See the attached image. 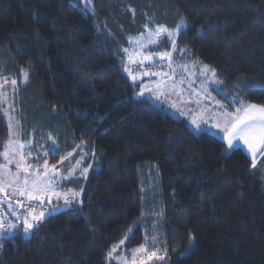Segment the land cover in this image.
<instances>
[{
  "label": "trees",
  "instance_id": "16d2710c",
  "mask_svg": "<svg viewBox=\"0 0 264 264\" xmlns=\"http://www.w3.org/2000/svg\"><path fill=\"white\" fill-rule=\"evenodd\" d=\"M91 2L0 0V70L28 74L23 123L56 132L59 155L78 143L90 153L86 178L70 184L82 202L31 236H3L0 264H112L116 244L134 249L157 232L165 256L147 264H264V151L253 168L242 147L226 151L141 96L121 51L149 20L184 21L178 47L213 67L223 90L264 106V0ZM9 135L0 103V158Z\"/></svg>",
  "mask_w": 264,
  "mask_h": 264
},
{
  "label": "rangeland",
  "instance_id": "374dc122",
  "mask_svg": "<svg viewBox=\"0 0 264 264\" xmlns=\"http://www.w3.org/2000/svg\"><path fill=\"white\" fill-rule=\"evenodd\" d=\"M77 2L83 10L92 9V2L87 6L85 0H77ZM158 28H165L169 32L176 29L149 20L143 26L141 33L129 35L128 45L121 49L125 59L123 71L131 81L141 84V96L164 107L174 117L185 119L194 132L208 131L225 140L224 133L216 127L217 123L223 124L225 111L235 113L236 109L241 107V102H247L222 89V81L213 67L191 55L186 47H178L177 38L181 31L174 37H167L163 33L156 37ZM173 40L175 47L172 46ZM205 67L211 71L205 72ZM213 71L215 76L212 75ZM27 81L28 74L24 70L20 78L5 73L3 69L0 70L1 109L10 128V135L0 158V187L4 188V191H0V196L5 197L7 211L10 213L13 209V199L20 195L19 189L25 179L29 187L34 180L50 179L51 183L48 187L51 191L38 193L41 199L37 202L47 204L49 207L47 212L43 211L45 217L67 207L65 197L72 200L71 204L82 202V191L71 187L70 184L86 178L89 171L86 161L90 153L87 144L78 143L72 151L59 155L61 144L56 132L44 130L37 124L29 126L23 123L19 100ZM215 90L223 94L227 101L217 97ZM238 146L248 151L247 146L242 142L238 143ZM5 152L7 156L4 155ZM259 152L256 153L255 158ZM57 154L59 157L53 158ZM45 160H47V168L44 165ZM45 171L48 172V177L43 176ZM15 176H19L20 180H14ZM73 193L78 194L75 199H72ZM153 215H156L155 212ZM25 216H28L27 212L10 217V224H14L16 219L18 224L21 223L22 217ZM28 218L31 221V217ZM153 226H155L154 222ZM33 229L34 227L28 232L23 229L24 235L31 236ZM14 232L13 229L7 234ZM158 233L149 237L147 243L142 245L147 249V253H137L135 257L134 250L141 246L126 250L124 243L116 244L109 254L110 262L147 264L155 259H163L165 249L158 240ZM3 236H0V239ZM153 252L156 255L149 259Z\"/></svg>",
  "mask_w": 264,
  "mask_h": 264
},
{
  "label": "snow or ice",
  "instance_id": "6c2138e0",
  "mask_svg": "<svg viewBox=\"0 0 264 264\" xmlns=\"http://www.w3.org/2000/svg\"><path fill=\"white\" fill-rule=\"evenodd\" d=\"M86 6L91 3V0H85ZM187 25L181 21L180 24L176 26L174 31L169 32L165 28H158L156 30V37H159L161 33L165 34L167 37H174L181 30L186 29ZM173 47H175V42L173 40ZM211 71L205 67V72ZM212 75L215 76V72H212ZM13 84L15 81L12 82ZM142 94V93H141ZM224 122L223 124L217 123L216 127L219 128L223 133L227 141V150H232L237 147V144L242 142L247 146L248 151L253 156L252 167H256L255 155L258 151H264V106L256 105L251 103L241 102V107L237 108L235 113H229L225 111L224 113ZM193 123H195L193 121ZM199 127V126H198ZM7 156V152L4 153ZM66 159V158H65ZM45 168H47V160L44 162ZM18 167H22L18 165ZM53 171H55V166L53 165ZM26 171V169H25ZM85 172L87 169L84 170ZM44 177H48V172L43 173ZM16 181L20 180L19 176L13 178ZM51 183L50 179L47 180H34L31 186H28L27 179L24 180L23 186L19 189V194L21 196L27 195L29 200L39 201L41 196L38 193H43L46 191H51L48 185ZM0 191H4L3 187H0ZM78 194L73 193L72 199H75ZM18 203H20L18 201ZM72 203V200H69L65 197V205ZM21 207L23 204L21 203ZM45 213L41 211L39 214L36 213L35 209H30L28 216L31 217V221L28 216L22 218V223L25 226L24 231L28 232L35 225L39 223L40 220L44 218ZM3 220L0 219V236L6 235L11 232L13 229L17 228V225L10 224L9 229L2 228ZM121 244L124 241L120 242ZM137 253H147V249L141 246L140 248L134 250L133 256L135 257ZM156 253L153 252L148 257L151 259L152 256H155Z\"/></svg>",
  "mask_w": 264,
  "mask_h": 264
},
{
  "label": "built area",
  "instance_id": "2783aa9c",
  "mask_svg": "<svg viewBox=\"0 0 264 264\" xmlns=\"http://www.w3.org/2000/svg\"><path fill=\"white\" fill-rule=\"evenodd\" d=\"M18 201L20 203H18ZM21 203L23 207H21ZM30 209H35L36 212L44 211L47 212L49 207L47 204H42L37 201L29 200L25 196H16L13 199V209L10 213L7 211V204L4 196H0V219L3 220L2 228L9 229L10 226V217H16L23 213H29Z\"/></svg>",
  "mask_w": 264,
  "mask_h": 264
},
{
  "label": "crops",
  "instance_id": "0c3cea01",
  "mask_svg": "<svg viewBox=\"0 0 264 264\" xmlns=\"http://www.w3.org/2000/svg\"><path fill=\"white\" fill-rule=\"evenodd\" d=\"M225 142H226V144H227L226 139H225ZM238 147H242V146H238ZM243 149H244V148H243ZM245 150H246V149H245ZM246 151H247V150H246ZM247 152H248V154L251 156V154L249 153V151H247ZM260 153H261V151L259 152V154H260ZM259 154H258V155H259ZM251 157H252V156H251ZM22 218H23V217H22ZM17 221H18V219L16 220V222H14V224L17 225V228L14 229L15 231H17V230H18L19 228H21V227H22V228L25 227V226L23 225L22 221H21V223H19V224H18ZM22 228H21V229H22Z\"/></svg>",
  "mask_w": 264,
  "mask_h": 264
}]
</instances>
